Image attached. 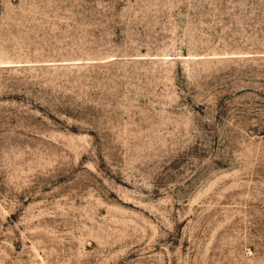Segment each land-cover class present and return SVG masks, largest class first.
I'll use <instances>...</instances> for the list:
<instances>
[{"label":"rangeland","instance_id":"1","mask_svg":"<svg viewBox=\"0 0 264 264\" xmlns=\"http://www.w3.org/2000/svg\"><path fill=\"white\" fill-rule=\"evenodd\" d=\"M0 264H264V0H0Z\"/></svg>","mask_w":264,"mask_h":264}]
</instances>
